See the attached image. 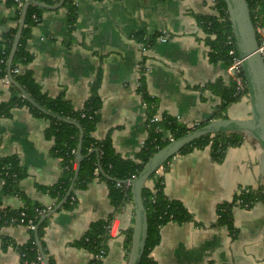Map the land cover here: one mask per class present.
<instances>
[{
  "label": "crops",
  "instance_id": "obj_1",
  "mask_svg": "<svg viewBox=\"0 0 264 264\" xmlns=\"http://www.w3.org/2000/svg\"><path fill=\"white\" fill-rule=\"evenodd\" d=\"M73 1L72 29L62 5L42 13L28 41L33 59L27 67L44 93L62 96L76 109L83 106L91 83L101 73L102 104L94 136L110 133L122 157L139 151L147 137L145 104L137 91L141 67L161 120L166 114L193 126L219 119L213 114L221 103V89L232 81L226 64L209 60L205 34L195 19L197 14L214 13L212 0ZM257 11L264 31V0ZM12 15L0 1V34L15 25ZM139 34L143 41L137 39ZM162 34L165 41L157 39ZM217 80L218 88L211 89L208 85ZM8 84L0 78V103L11 98ZM223 114L220 118H246L247 94L228 105ZM47 125V119L32 115L24 106L0 117V157H16L22 170L18 193H8L0 185V203L14 210L33 204L49 207L47 212L58 207L45 218L42 239L47 258L54 264H90L92 254L74 241L91 222L111 214L107 186L94 178L84 189L75 190L71 209L43 189L62 175L60 160L51 152L52 141L45 135ZM159 172L164 174L165 195L181 201L191 218L161 227L160 242L151 251L157 264H264V202L233 208L234 238L225 226L215 224L218 203L231 200L241 188L264 184V157L255 139L246 135L240 145L224 151L221 161L214 159L208 146L178 153L168 162V169ZM132 224L129 203L110 225L100 264H125V233ZM29 233L25 226L0 225V264L19 263L16 246Z\"/></svg>",
  "mask_w": 264,
  "mask_h": 264
},
{
  "label": "trees",
  "instance_id": "obj_2",
  "mask_svg": "<svg viewBox=\"0 0 264 264\" xmlns=\"http://www.w3.org/2000/svg\"><path fill=\"white\" fill-rule=\"evenodd\" d=\"M0 1L13 11L12 20L15 23L13 27L0 34V78H4L8 73L7 58L18 28L22 7H17L15 0ZM36 1L43 2L47 5H55L59 2V0ZM261 2H263V0H247L254 26L257 25L256 15L258 6ZM62 7L65 8L67 13L69 29H72L76 19V6L74 1L63 0ZM45 10V7L38 5L28 6L21 36L9 71L12 78L22 86L36 102L54 113L77 121L83 129L81 147L83 159L80 162L78 176L75 180L73 189L64 201L63 206L69 209L73 208L76 203L75 190L84 189L94 178L100 179L106 183L109 202L113 207L111 214L106 219L91 222L83 235L74 241L75 245L84 247L92 254L90 264H100L97 255L101 250H106L107 240L109 239V228L116 213L126 204L132 203L130 185H126L122 180L136 176L150 157L170 142L165 138L164 131H169L173 138L176 139L192 129L205 125L208 123V120L198 122L193 126H185L175 117L164 114L162 115L161 122L152 123L150 120L152 116L156 114L157 110L156 98L150 95L146 90L145 69L141 67L137 91L141 94L145 104L147 137L139 151L136 152L133 157L120 156L113 147L110 133H107L102 138H97L93 135V131L99 121V112L102 104L98 93L101 73H99L91 83L89 95L83 106L76 109L70 101L64 97L57 96L53 98L44 93L34 80L33 71L31 68L27 67L33 59V53L30 52L28 46V41L32 37V28L40 21L41 15ZM213 10L214 13L212 14H197L195 19L198 26L205 34L204 39L208 46L207 55L209 60L211 62L221 61L227 64V53L231 46L226 43V39L228 36L233 37V34L224 0H216L213 5ZM136 37L139 41L144 40L143 34H139ZM256 37L257 40H259L260 36L258 33H256ZM16 69L17 71H15ZM219 83V80H217L208 86L211 87V89H215V87L218 88L217 85H219ZM8 86L11 92V98L0 103V117H8L13 108L24 106L32 115L48 120L45 135L52 141L51 152L60 160L62 175L56 183L43 187V189L52 197H55L58 202L64 198L74 176L79 130L74 124L57 120L41 112L24 99L20 95L18 89L10 82ZM220 94L221 103L218 111L213 114V118L225 117L223 111L226 107L240 98V95L235 93L233 83L224 86ZM157 127H161L163 131H158ZM245 136V133L240 131L205 134L182 147L179 154H186L194 149H203L208 146L214 159L216 161H221L224 156V151L228 147L240 145ZM170 159L161 166V168H164V171L168 169V162ZM7 163H10L8 174L5 175L0 171V180L4 179V183L0 185L3 190L8 193H18V182L22 177L21 167L17 158L14 156L0 157V166ZM11 172L17 174L16 178L10 176ZM147 181H151L152 185H144L141 190L142 202L147 218V238L139 264H157L151 256V251L160 242L161 227L169 222H185L191 218V214L181 201L178 199H170L165 195L163 173L154 171L148 177ZM257 202H264V184H260L257 187L241 188L231 200H225L217 204V218L215 224L225 226L230 236L234 238L237 234V229L233 225V208H250ZM20 211H24L27 217L32 218L36 225V234L35 231L29 230V238L23 244L16 246L20 256L18 264H31V262L42 264L40 252L36 245V236L44 247L42 237L44 235L47 219L41 222H39V220L41 215L47 212V207L33 204L14 210L6 206V216L3 217V219L9 216H18ZM0 225L6 226L2 221H0ZM131 231L132 228L130 227L125 233V247L127 252L130 245ZM3 245H5V243H3ZM48 261L49 264H54L50 256L48 257Z\"/></svg>",
  "mask_w": 264,
  "mask_h": 264
},
{
  "label": "water",
  "instance_id": "obj_3",
  "mask_svg": "<svg viewBox=\"0 0 264 264\" xmlns=\"http://www.w3.org/2000/svg\"><path fill=\"white\" fill-rule=\"evenodd\" d=\"M224 2L226 5L228 19L230 21L232 34L235 41L236 51L241 59L242 71L247 83L249 115L246 118L240 119H214L208 121V123H206L205 125L192 129L188 133L176 139H173L164 147L156 151L144 164L142 170L136 176L130 179L122 180L123 183H129L130 185L133 206L131 239L125 264H139L145 248V242L147 238V218L142 202L141 190L145 185L148 177L154 171L159 169L164 162L178 154L182 147L205 134L240 131L245 133L246 135H249L258 142L259 146L261 147L262 156L264 157V59L262 58L258 50L256 30L251 19L247 0H224ZM62 3L63 0H59L56 5H47L36 0L25 1L21 9L18 28L7 58L8 73L6 76L9 82L18 89L20 95L24 99H26L32 106H34L41 112L56 118L57 120L76 125L79 130L74 176L64 198L60 202V205L70 195L75 180L78 176L80 162L83 159V155L81 154L83 129L77 121L54 113L36 102L35 99H33L30 94L27 93V91L12 78L9 70L21 36V31L28 6L38 5L47 9H57L61 7ZM56 209L42 214L39 222L44 220L46 217H49L52 213H54V211H56ZM36 245L40 252L42 264H49L47 255L37 236Z\"/></svg>",
  "mask_w": 264,
  "mask_h": 264
},
{
  "label": "built area",
  "instance_id": "obj_4",
  "mask_svg": "<svg viewBox=\"0 0 264 264\" xmlns=\"http://www.w3.org/2000/svg\"><path fill=\"white\" fill-rule=\"evenodd\" d=\"M15 1H16L17 7L21 8L23 6L25 0H15ZM212 2L214 5L216 0H212ZM255 30H256V33H258L260 36L259 40H258V50H259L262 58L264 59V31L258 22H257V25L255 26ZM157 39L159 41H165L166 37H165V35L162 34V35L157 36ZM226 43L231 46L230 49L228 50V53H227L228 62L226 64L227 65L226 69L228 71V74L231 78L232 83L234 84L235 93L239 94L240 96L246 95L247 94V92H246L247 83H246L245 77L243 75L242 66H241V59L238 56V53L236 51L234 38L232 36H228L226 39ZM15 71H17V69ZM3 81L7 84L9 83V80L7 79V77H4ZM160 120H161V118L157 114H155L152 116L150 121L152 123H159ZM157 130L163 131V129L161 127H157ZM164 136L169 141H172L174 139L172 134L169 131H164ZM9 167H10V163L4 164V165L0 166V171L3 172L5 175H7ZM159 169H161V167ZM159 169H157L156 171L159 172ZM16 175L17 174L15 172L10 173V176L12 178H16ZM3 183H4V179H1L0 184H3ZM126 185H129V183H126ZM5 208H6V205L3 203H0V221H2L6 225L25 226L29 230L35 231L36 225H35L34 221L32 220V218L27 217V215L24 211H20L18 216H9L8 218L3 219V217L6 216ZM49 209L50 208L47 207V210H49ZM104 255H105V251L101 250L98 253L97 257L99 260H101L104 257ZM31 264H35V263L31 262Z\"/></svg>",
  "mask_w": 264,
  "mask_h": 264
}]
</instances>
